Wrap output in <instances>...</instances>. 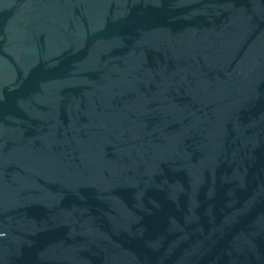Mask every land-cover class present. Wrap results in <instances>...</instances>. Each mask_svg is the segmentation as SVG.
Returning <instances> with one entry per match:
<instances>
[{"label": "water", "instance_id": "water-1", "mask_svg": "<svg viewBox=\"0 0 264 264\" xmlns=\"http://www.w3.org/2000/svg\"><path fill=\"white\" fill-rule=\"evenodd\" d=\"M0 264H264V0H0Z\"/></svg>", "mask_w": 264, "mask_h": 264}]
</instances>
